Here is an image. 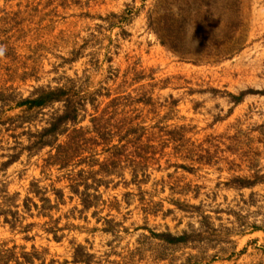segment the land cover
<instances>
[{
	"label": "rangeland",
	"instance_id": "1",
	"mask_svg": "<svg viewBox=\"0 0 264 264\" xmlns=\"http://www.w3.org/2000/svg\"><path fill=\"white\" fill-rule=\"evenodd\" d=\"M63 87L79 103L78 128L103 117V132L117 134L83 158L101 164L117 145L149 152L138 172L123 158L117 175L98 174L108 184L91 189L99 200L83 216L72 179L99 165L60 169L50 148L26 149L65 104L18 105ZM121 127L145 137L120 145ZM34 182L52 200L63 190L52 213L63 238L20 208L15 230L0 217V264H264V0H0V188L21 203ZM167 233L192 240L153 235Z\"/></svg>",
	"mask_w": 264,
	"mask_h": 264
},
{
	"label": "trees",
	"instance_id": "2",
	"mask_svg": "<svg viewBox=\"0 0 264 264\" xmlns=\"http://www.w3.org/2000/svg\"><path fill=\"white\" fill-rule=\"evenodd\" d=\"M245 93H242L238 98L237 102L242 100L245 97ZM64 103V110L61 115L53 117L49 126L43 129L41 132L32 134L30 137V144L26 149L30 152L32 157L35 154L42 152L43 150L50 148L51 152L47 163L50 166H59L60 169H67L72 163H75V166L87 164L90 168H94L99 165L100 170L97 173L92 171L86 172L81 170L78 174L77 180H73L70 186V192L81 199L83 209L80 211L83 216L86 212L90 211L93 207L97 206V201L99 196L91 194V189L95 187L96 189L102 185H107L108 182H105L103 179H97L96 176L101 174L105 177H110L112 175H117L118 162H122L123 158H127L130 162V167L134 169V172H138L140 169V162H136L142 159L149 152L144 149H137L133 154H130L126 147L123 146H113L104 152L110 153V160H106L101 164H97L98 160L95 159L96 155L92 154L91 156L84 157L87 151H94L97 147L103 145L104 147L110 146L112 139L117 135L112 132L105 133L106 127L103 125V117H95L92 119V129L78 128V125L81 123L80 120V108L79 103L74 100L72 94V89L63 87L55 89H38L32 96L23 100L18 105L19 107H25L28 111H34L36 109L43 110L50 105L55 103ZM84 108V105H80ZM68 125L73 127V131L70 133L69 128H66ZM125 128L121 127L120 134L124 133L123 136L119 138V144L121 145L125 140H128L130 137H136L134 139L135 144H140L141 139L145 137L144 128H128L124 131ZM144 133V134H143ZM92 135L88 138L87 135ZM65 136L67 138L66 142L63 144H58L60 137ZM131 143V142H130ZM94 149V150H93ZM153 156L156 155L155 152H151ZM21 153L14 154L10 159L3 164L2 168H8L9 166L15 164L20 159ZM132 158H135L133 160ZM121 161H120V160ZM90 161V162H89ZM124 171V170H122ZM133 171V170H132ZM122 173V172H121ZM87 174V177L84 175ZM137 177V176H136ZM93 180L95 186L89 184V181ZM243 185L241 188L252 187L258 183V180L247 181L242 180ZM83 188V190H81ZM94 188V189H95ZM48 191L44 188H41L39 182H34L31 184V187L27 193V196L19 203L20 193L9 195L7 187L3 186L0 188V217L4 219V223L8 224L13 230L16 229L17 224L20 222V219L23 217L20 216L19 209L21 208L24 214L34 217L33 211L38 212V217L47 218L51 221L46 223L48 228H45L46 233L54 236L56 241H61L63 236H59L60 232H64V228L56 229L60 219L56 221L53 220L52 213L60 210V206L65 204L64 197L65 194L63 190H55L54 196L55 200H52L48 196ZM56 202V203H55ZM17 210V211H16ZM96 214V213H95ZM112 223V222H109ZM56 228H53V226ZM32 225L24 228L23 232H30ZM259 227H254V231H259ZM111 230L106 229V232ZM156 238L163 240L167 243L178 244L180 242L187 241L188 243L192 240V236H182L175 237L172 234H153ZM82 250L83 247L76 249L74 254V263L83 262L82 260Z\"/></svg>",
	"mask_w": 264,
	"mask_h": 264
}]
</instances>
